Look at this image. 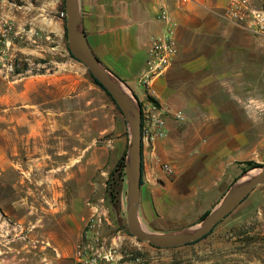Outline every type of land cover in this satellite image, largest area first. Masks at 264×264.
<instances>
[{"label": "crops", "instance_id": "crops-1", "mask_svg": "<svg viewBox=\"0 0 264 264\" xmlns=\"http://www.w3.org/2000/svg\"><path fill=\"white\" fill-rule=\"evenodd\" d=\"M230 1L80 0L89 45L141 102L149 99L139 77L144 72L152 38L165 30L164 21L158 17L160 10L165 9L175 21L177 52L167 70L152 84L154 94L150 98L165 111L167 134L151 146L142 145L141 216H149L153 203L162 204L151 195L155 185L175 191L194 187L199 177L200 182L205 181L199 186L209 189L230 165L253 158L255 149L264 146V33H255L247 22L233 21L228 14ZM41 2L0 0V27L8 20L19 29L28 24L46 29L50 23L49 7ZM251 2L256 8L264 7V0ZM57 17L62 19L58 24L65 35V16ZM23 37L16 40L13 51L26 50L18 43ZM2 73V110L29 102L32 94L46 91V79L33 85L24 81L32 76L9 81ZM30 105L37 103L31 101ZM7 113H0V177L16 173L21 166L16 160L15 123L25 124L27 120ZM175 113L182 114L184 120H176ZM5 122L6 128L1 126ZM163 162L174 167L173 181L165 179L160 167ZM10 180L0 186L16 188L21 184ZM30 200L28 195H0V215L6 216L0 219V264H72L87 214L79 208V198L71 200V212L56 219L50 229L47 219L36 218L39 228L34 233ZM38 234L44 235L45 240ZM148 248L163 252V248ZM139 264L173 262L162 255Z\"/></svg>", "mask_w": 264, "mask_h": 264}, {"label": "rangeland", "instance_id": "rangeland-1", "mask_svg": "<svg viewBox=\"0 0 264 264\" xmlns=\"http://www.w3.org/2000/svg\"><path fill=\"white\" fill-rule=\"evenodd\" d=\"M39 4L49 7L48 27H35L36 34L32 39L25 35L19 39V46L26 50L14 51L16 73L1 74L9 81L32 76L24 81L33 85L40 79L48 81L46 91L32 94L29 102H19L11 109H0L1 114L10 111V114L27 119L25 124L15 123L16 160L21 166L16 173L0 177V184L2 179H6L3 184L10 179L21 181V184L16 188L0 186V195H28L31 198L34 221L31 232L39 228L35 220L41 216L48 220L49 229L54 227L56 219L71 212L73 198H79V208L87 213L79 243L89 241L100 246L103 240L106 241V249L112 251L110 264H139L162 255L170 257L173 264H207L205 261L216 259L210 251L219 244L222 229L248 227L264 231L263 183L222 219L223 223L215 225L213 234L203 241L169 248L156 247L163 248L160 252L148 250V247L155 246L130 235L125 213L127 132L123 116L112 98L93 81L87 67L71 56L68 40L58 24L62 21L57 16L63 10V2L42 0ZM32 26L28 24L25 28ZM261 95L264 98V93ZM31 101L37 105L31 106ZM3 124L1 126L5 128L8 126L6 122ZM248 160L264 165V146L257 147L254 157ZM248 160L230 165L209 189L199 186L205 184L199 177L195 179L197 184L193 183L194 187L174 188L175 191L155 185L151 195L160 199L162 204L153 203L148 217L139 213L140 220L147 228L157 231L175 230L199 222L201 215L214 207L233 179L243 173L241 170ZM162 164L165 179L173 181L175 170L168 174ZM23 180L28 183L23 185ZM2 210L0 206V212ZM5 217L2 215L0 219ZM98 217L101 223L94 226V236L89 233L91 236L86 238L87 224ZM38 237L45 240L42 234ZM254 243L264 245V239L261 237Z\"/></svg>", "mask_w": 264, "mask_h": 264}, {"label": "water", "instance_id": "water-1", "mask_svg": "<svg viewBox=\"0 0 264 264\" xmlns=\"http://www.w3.org/2000/svg\"><path fill=\"white\" fill-rule=\"evenodd\" d=\"M64 5L70 53L82 62L111 94L126 125L125 213L130 235L139 241H145L155 247L163 248L181 246L199 240L212 231L215 225L231 213L256 186L264 183V165L252 167L241 173L199 222L168 231L147 228L139 217L142 176L141 109L139 101L129 87L103 64L89 45L83 28L80 0H64Z\"/></svg>", "mask_w": 264, "mask_h": 264}, {"label": "built area", "instance_id": "built-area-1", "mask_svg": "<svg viewBox=\"0 0 264 264\" xmlns=\"http://www.w3.org/2000/svg\"><path fill=\"white\" fill-rule=\"evenodd\" d=\"M65 16V10L61 13ZM228 14L237 23L247 22L255 33H264V9L254 7L251 0H231L228 6ZM158 17L164 21L165 30L162 34L152 38L151 46L145 61L144 72L139 77V82L146 88L148 100L141 102V140L143 146H151L156 140L164 138L167 134L165 111L154 103L150 97L154 94L152 84L170 66L177 52L176 42L173 38L175 21L165 9H161ZM36 34L34 28L19 29L12 21H4L0 27V72L6 75L16 73L17 59L14 53L16 40L25 35L32 39ZM175 119L183 121L180 113L174 114ZM168 174L174 172V167L165 162L162 164ZM101 219H91L87 224V235L95 232L97 224ZM92 236V237H93ZM75 257L72 264H109L112 259L111 249H106V241L102 245H94L83 241L76 246Z\"/></svg>", "mask_w": 264, "mask_h": 264}, {"label": "flooded vegetation", "instance_id": "flooded-vegetation-1", "mask_svg": "<svg viewBox=\"0 0 264 264\" xmlns=\"http://www.w3.org/2000/svg\"><path fill=\"white\" fill-rule=\"evenodd\" d=\"M230 214L231 213L227 216ZM223 220L216 225L223 223ZM213 232L214 229L199 240L203 241L207 239ZM219 235V244L215 246V250L210 251L214 253L213 256H215L216 259L213 261H205V263L264 264V245L254 243L259 242L261 237L264 239L263 230L260 231V229L248 227H230L222 229V233ZM205 247H208V245H205Z\"/></svg>", "mask_w": 264, "mask_h": 264}, {"label": "trees", "instance_id": "trees-1", "mask_svg": "<svg viewBox=\"0 0 264 264\" xmlns=\"http://www.w3.org/2000/svg\"><path fill=\"white\" fill-rule=\"evenodd\" d=\"M65 8V5H64V0H63V10ZM264 8V7H263ZM65 36L67 38V32H66V24H65ZM70 52V51H69ZM71 54V53H70ZM71 56L73 57V55L71 54ZM75 58V57H73ZM89 74L91 75L93 81L98 85L100 86L103 90H105V92L112 98L113 102L116 104V102L114 101L113 97L111 96V94L107 91V89L92 75V73L89 71ZM152 101H154L152 98H150ZM154 103H156V101H154ZM139 104L141 106V101H139ZM116 108L118 109L117 105H116ZM119 111V109H118ZM120 112V111H119ZM121 113V112H120ZM123 159V157H121V160ZM261 164L257 163V162H254L252 160H248L246 161V166H244L242 168V172L252 168V167H255V166H259ZM141 168H142V165H141ZM236 179V177L233 179V181ZM143 181H142V176H141V181H140V185H142ZM209 212V210H206L202 215H201V218H203L207 213ZM198 241V240H197ZM196 242V241H195ZM194 243V242H193Z\"/></svg>", "mask_w": 264, "mask_h": 264}]
</instances>
